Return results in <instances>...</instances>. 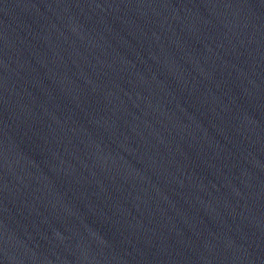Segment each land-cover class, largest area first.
Returning <instances> with one entry per match:
<instances>
[{
    "label": "water",
    "instance_id": "95a60500",
    "mask_svg": "<svg viewBox=\"0 0 264 264\" xmlns=\"http://www.w3.org/2000/svg\"><path fill=\"white\" fill-rule=\"evenodd\" d=\"M0 264H264V59L200 0H0Z\"/></svg>",
    "mask_w": 264,
    "mask_h": 264
}]
</instances>
